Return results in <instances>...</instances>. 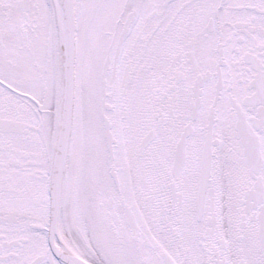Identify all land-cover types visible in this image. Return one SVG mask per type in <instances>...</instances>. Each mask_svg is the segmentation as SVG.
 Returning <instances> with one entry per match:
<instances>
[{"label":"snow or ice","instance_id":"1","mask_svg":"<svg viewBox=\"0 0 264 264\" xmlns=\"http://www.w3.org/2000/svg\"><path fill=\"white\" fill-rule=\"evenodd\" d=\"M0 264H264V0H0Z\"/></svg>","mask_w":264,"mask_h":264}]
</instances>
